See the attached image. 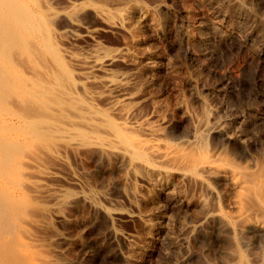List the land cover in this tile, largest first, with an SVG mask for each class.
<instances>
[{"label": "rangeland", "instance_id": "374dc122", "mask_svg": "<svg viewBox=\"0 0 264 264\" xmlns=\"http://www.w3.org/2000/svg\"><path fill=\"white\" fill-rule=\"evenodd\" d=\"M120 1L30 0L32 156L18 171L0 264L24 250L44 264H264V224L239 215L257 203L232 176L263 189L264 0ZM103 80L127 88L124 113ZM90 105L99 127L77 114ZM142 116L155 135L133 122ZM109 125L132 145L109 140ZM143 138L179 155H153Z\"/></svg>", "mask_w": 264, "mask_h": 264}, {"label": "bare ground", "instance_id": "6f19581e", "mask_svg": "<svg viewBox=\"0 0 264 264\" xmlns=\"http://www.w3.org/2000/svg\"><path fill=\"white\" fill-rule=\"evenodd\" d=\"M127 1H124V2L127 3ZM120 2H119V4H120ZM121 3L125 4L123 2H121ZM121 8H119V9H121ZM123 9H125V8L123 7ZM122 11L123 10H121V13L123 14L124 12H122ZM53 13H54V11H53ZM116 13H117V11H116ZM31 34H32V31H31L30 0H0V246H4V247L7 244L8 240L4 237V235H2L3 234L2 228L5 226L6 229L8 228L7 230H9V233H10V232H13L12 228L16 225V218H15V213H14V204H15V197H16V183L18 180V171H19V168H21V165H23V166L25 165V167H26V165H28V157L31 158V156H32V154L30 153L31 149L29 147V142H30V137H31V117H32L31 115L34 116V113L31 112L32 111L31 108L34 106V103L31 100V76L29 75V73H30L29 71H31V69L29 67L31 65V64H29L30 63L29 43L32 41L30 39ZM30 47H31V43H30ZM21 59H22L23 64H24V65H22V67H24V69H19L18 65H17V63L22 62V61H20ZM21 64H19V65L21 66ZM84 73L86 74L87 77L90 76L89 75L90 72L87 74V71H85ZM30 74L32 75V73H30ZM91 75H93V74H91ZM83 76H84V74H83ZM91 78H92V76H91ZM101 82L104 84L105 90L107 91L106 97H107L108 101L110 102L111 108H114V109L118 110L119 112L124 113V110H123V112L121 111V107L124 105L125 100L129 98V97L126 98L125 89H127V88L122 87L121 86L122 84L119 86L118 85L119 82H117V84H115L116 82L112 83V82H109L108 80H107V82L104 80ZM101 82H100V84H101ZM68 89H69V86H68ZM73 91L74 90L72 88H70L69 90H67L65 92L63 90L62 93H65L67 95H71ZM86 93H88V92H86ZM67 95H66V97H68ZM63 96L64 95L62 94V97ZM73 96H69V98H66V97H63V98L71 100L70 97L74 98ZM88 96L90 99V98H93L95 95L92 93H90V94L88 93ZM88 96L86 95V97H88ZM72 101L74 104V99H72ZM76 102L78 103V101H76ZM31 105H33V106H31ZM127 105H128V103H127ZM77 107L78 108L83 107L82 110L85 109L83 104L81 107L78 105H77ZM92 108L90 105V107H87V109H86V110H88L86 114L80 113V112H77V114L79 113L78 115L81 118H83V120H86L85 122H88V123L92 124L93 126H96L98 122L95 121V118H98L99 116L101 118L102 115H98V117H97V114H99V113L97 112V110L95 111ZM40 110H43V109H40ZM34 111L36 113V110L33 109V112ZM94 112H96V113H94ZM115 112H117V111H115ZM45 114L46 113H44L43 115H45ZM95 114H96V116H95ZM102 120H104V119L102 118ZM98 121H100V120H98ZM133 122H135L143 130H145L146 133L149 132L150 134L153 133L155 135V133L158 131V128H155L152 125V122L150 121V119L145 117V116H142L141 118L138 117ZM127 127L128 126H126V128ZM104 128L106 130V133L108 132L107 134H109V137H108L109 140H112V141L116 140V141H120L121 143L125 142L126 144L132 145L130 139L118 127H116L114 125H109L108 127H104ZM149 133H147V135ZM154 138L157 139V137H154ZM22 144L24 145L25 149L21 153L22 155H18L17 146L22 145ZM137 145H139V147L144 146V148L151 151V153L153 155H157V156H161V157H165V158L171 159L173 156L179 155V151L176 147H170L169 146V147H166V149L164 148L165 149L164 151H161L158 149V146H160V142H154L152 140L145 139V138L140 139L137 142ZM161 147H163V146H161ZM164 147H165V144H164ZM36 148H38V146ZM101 149H102V151H104L106 153L108 151L105 147H102ZM41 151H42V149H41ZM34 152H36V151L33 150V153ZM42 153H45V152L43 151ZM29 154H31V156H29ZM36 155H37V153H36ZM39 155L40 154H38L37 156H39ZM108 155H109V153H108ZM32 158H34L36 161L38 160L35 157H32ZM40 159H41V157H40ZM36 163H38V161ZM38 164H40V163H38ZM206 165L207 164H204V163L197 164V166H199L201 169H204ZM35 171H36V169H35ZM24 172H26V173L28 172V175H29L30 171L24 170ZM20 173H22V172H20ZM26 173H24V174L26 175ZM30 173H34V172L31 171ZM39 176L42 177L43 175H39ZM232 176L234 179L235 187L237 188V190L240 193H242V197L244 199L243 201L253 199L256 202L251 201L252 205H254V203L256 205V203H257L256 206H258L257 210L259 212H257L256 214H255V210H253L251 212L247 207H245L241 210L239 215L241 217V219H240L241 222L243 221L242 225L244 226L248 222H252L256 225H263L264 224V178L261 179V185H263V189H262V191L259 190V192H258L259 195H258L256 192L255 193L250 192V188L255 184V183H253L255 180L253 178V176H241V175H239V173H234V172L232 173ZM34 177H36V176H34ZM255 182H256V180H255ZM28 183H26V184L31 185ZM257 183H258V185L260 184V182H257ZM44 186H46V185H44ZM33 187L36 188L37 186L33 185L31 188H33ZM36 190H37V188L35 189V191ZM260 191H261V194H260ZM50 193H52V192H50ZM53 195H55V194H53ZM55 198H57L56 195H55ZM249 205H251V204H249ZM27 208L31 209V207H27ZM34 208H36V207H34ZM37 210H39V209H37ZM30 211H29V214H30ZM18 218L20 219L21 216L20 217L18 216ZM20 220H22V222L24 221V219H20ZM209 220H210V218H209ZM38 221H40V220H38ZM28 222H30V221H27V223ZM36 222H37V220H36ZM27 225H29V224H27ZM38 225L40 226V224H38ZM225 226H227V225H225ZM33 227H37V226L34 225ZM225 228H227V227H225ZM35 229H34V231H35ZM228 229H229V227H228ZM28 231L29 230L26 229V227H22V232H24V233H22L21 231L20 232L22 234H28ZM30 232H29V234H31V235L34 234V233L32 234V232L31 233ZM230 233H232V232H230ZM29 234H28V237L30 236ZM9 235H8V237H9ZM10 236H12V235H10ZM34 236H36V235H34ZM20 237H21V235H20ZM25 237H27V235H25ZM13 238H16V237L13 235L12 239H10V237L8 239H10L9 241L13 242L12 241ZM31 238L32 237H30L29 239H31ZM32 240H34V239H32ZM37 244L38 243L35 244V242H33V245L37 246ZM30 245L32 246V244H30ZM11 246H13V245H11ZM10 247H8V249H10ZM24 251L26 253H21L22 254L21 257H24L23 260H21V258L18 257L19 256L18 252H17V254H15L18 257V258L16 257V260H18V261H16L17 263L15 262V264H18L19 261L20 262L24 261L25 264H40V263L44 264L48 261V257L46 255L40 253V252L31 254V253H27L26 250H24ZM7 252L9 253V251H7ZM15 252H16V250H15ZM4 253H6V252H4ZM4 255H6V254H4ZM8 255H9V257H13L11 254H8ZM4 257L2 256V258H4ZM0 258H1V256H0ZM4 259H6L7 263L9 262L8 264H10V262H12V261H8V258H6V257ZM10 260H13V258ZM2 261H3V259H2ZM0 262H1V260H0ZM3 262L5 263V261H3ZM4 263H2V264H4ZM7 263H5V264H7ZM13 263H14V260H13Z\"/></svg>", "mask_w": 264, "mask_h": 264}]
</instances>
